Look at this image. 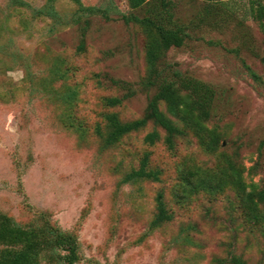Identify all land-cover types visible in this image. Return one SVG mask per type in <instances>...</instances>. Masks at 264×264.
Masks as SVG:
<instances>
[{
    "label": "rangeland",
    "instance_id": "374dc122",
    "mask_svg": "<svg viewBox=\"0 0 264 264\" xmlns=\"http://www.w3.org/2000/svg\"><path fill=\"white\" fill-rule=\"evenodd\" d=\"M172 1L189 36L160 65L167 78L178 70L215 88L205 123L206 140L217 139L212 151L190 131L170 149L160 127L162 139L147 144L152 123L105 146V114L139 118L156 92L143 84L150 33L125 22L127 0H56L58 19L47 13L49 0H0V213L23 224L48 213L78 235V264H232L231 254L264 264L261 226L245 216L234 188L188 200L176 193L193 166L223 179L233 164L248 190L264 186V33L250 13L254 0ZM150 6L134 12L147 15ZM113 96L123 102L108 106ZM147 152L160 181L124 183ZM159 191L173 219L152 229Z\"/></svg>",
    "mask_w": 264,
    "mask_h": 264
},
{
    "label": "trees",
    "instance_id": "16d2710c",
    "mask_svg": "<svg viewBox=\"0 0 264 264\" xmlns=\"http://www.w3.org/2000/svg\"><path fill=\"white\" fill-rule=\"evenodd\" d=\"M132 12L123 14L126 23H134L149 31L147 43V64L149 68L148 78L143 82L146 91L156 88V92L150 96L143 116L123 121L116 112L105 114L108 131L104 136V144L111 147L122 140L128 134L145 129L150 123L154 129L145 135L144 141L154 145L162 139L157 127L165 131L164 140L170 149L176 145L178 137L185 136L187 131L200 137L202 144L208 150H214L217 144L215 134L209 141L206 133L211 131L206 122L212 116L213 105L216 98L215 88L197 78L184 75L174 70L172 78L164 76L167 69L161 67L160 62L166 52L171 48L182 47L189 33L187 27L175 20V4L172 0H127ZM56 0H49L48 15L58 19L59 14L55 8ZM148 5V14L141 16L134 12ZM252 17L259 21L264 33V1L254 0L250 4ZM79 11L90 14L106 12L97 6L79 8ZM79 50L85 49V32L82 34V42ZM264 63V57L262 58ZM250 75L255 80H261L262 76L248 66ZM67 97L74 99L75 93L70 92ZM118 96L105 99L108 106H118L123 101ZM165 103L166 111L161 108ZM174 118L183 123L179 126ZM149 153H145L137 168L130 170L123 178L124 183H136L142 180L160 181L161 170L149 166ZM217 171L197 166L185 169L180 176V183L176 190L180 199L188 200L200 191H206L212 195L224 190L227 186L234 188L240 198L243 213L249 220L261 226L264 237V186L248 190L242 171L230 165L226 169L223 179H218ZM157 212L151 221V228L162 226L173 219L169 211L165 194L159 191L156 197ZM80 242L78 235L69 229H65L54 222L45 212L37 214L29 223L23 224L14 217L0 213V264H78L80 261ZM229 262L232 264H247L246 260L236 254H231Z\"/></svg>",
    "mask_w": 264,
    "mask_h": 264
}]
</instances>
